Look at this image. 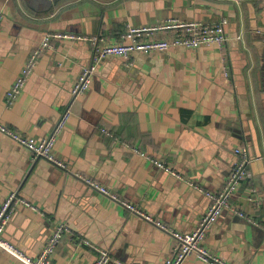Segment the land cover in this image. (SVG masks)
Returning <instances> with one entry per match:
<instances>
[{
  "label": "crops",
  "instance_id": "obj_1",
  "mask_svg": "<svg viewBox=\"0 0 264 264\" xmlns=\"http://www.w3.org/2000/svg\"><path fill=\"white\" fill-rule=\"evenodd\" d=\"M0 10V122L43 138L66 109L72 112L55 152L74 172L34 160L0 133V205L18 192L38 208H17L5 231L8 240L35 257L62 221L71 232L62 237L52 264H93L98 252L84 239L108 249L109 264H166L174 256V238L74 173L98 180L175 229L191 231L209 198L130 147L219 191L237 159L235 149L244 146L250 176L232 203L257 223L225 210L205 242L235 264H264V0H63L48 10L27 0H0ZM168 19L225 21L227 44L107 57L91 88L72 96L93 49L88 40L55 38L56 33L104 36L115 43L130 26ZM48 34L54 48L41 55L23 92L8 106L7 90ZM0 264L25 263L0 248ZM184 264L205 263L190 256Z\"/></svg>",
  "mask_w": 264,
  "mask_h": 264
},
{
  "label": "built area",
  "instance_id": "obj_2",
  "mask_svg": "<svg viewBox=\"0 0 264 264\" xmlns=\"http://www.w3.org/2000/svg\"><path fill=\"white\" fill-rule=\"evenodd\" d=\"M3 20L4 13L0 10V26ZM157 32L170 33L172 36L168 39L158 38L156 37ZM57 37L62 39L88 40L93 49L92 62L89 65L83 66L78 79L72 87L71 94L73 97H77L91 88L93 78L98 71L100 63L107 57L117 56L129 59L134 53L139 52L148 54L151 52H165L175 46L198 48L202 45L218 44L224 47L228 41V35L225 31V21L217 25H208L198 21H181L178 19H168L157 26H130L127 32L122 35V41L115 43L110 42L108 38L104 36L78 37L76 34L59 32L55 34V38ZM53 38L54 37L50 34L46 35L42 42L31 51L19 75L6 92V104L8 106L14 105L19 95L23 92L29 78L34 73L41 55L47 50L54 48ZM225 75L227 77L230 75L227 70L225 71ZM71 114V110L66 109L47 137L38 138L30 136L16 131L1 122L0 133L9 136L17 144L29 150L34 160L44 159L65 171L74 172L70 169L68 163L64 159L58 157L55 152V145L67 127ZM102 131L108 135L113 134L106 128H102ZM130 148L142 156L147 157L158 169L169 172L178 179L198 189L209 198L211 204L202 216L197 227L191 231L175 229L162 220L157 219L152 213L140 205L119 196L118 193L98 180L79 172H75L74 174L90 188L108 196L126 210L144 221L158 226L174 238L176 241L174 256L167 260L166 264H184L186 259L190 256H195L205 264H235L212 252L206 246L205 240L208 232L225 210H230L250 222L257 223L252 217L248 216L243 209L232 203V199L242 186L243 181L250 176L247 167L250 161L247 147L240 146L235 149L234 153L237 155V159L233 163L231 172L224 186L219 191L207 190L199 183L173 169L163 160L152 157L137 147ZM248 200L253 201L254 194L250 195ZM20 205L31 207L35 211L38 210V208L32 205L27 199L21 197L18 192H12L8 195L0 205V248L17 257L25 264H52V256L64 234L71 232L70 228L64 222H59L58 226L49 236L48 242L42 251L35 257L31 256L23 248L5 237L6 228ZM84 242L98 252L97 258L93 264H109L113 261L108 249L95 245L87 239H84ZM118 264L123 263L118 262Z\"/></svg>",
  "mask_w": 264,
  "mask_h": 264
},
{
  "label": "water",
  "instance_id": "obj_3",
  "mask_svg": "<svg viewBox=\"0 0 264 264\" xmlns=\"http://www.w3.org/2000/svg\"><path fill=\"white\" fill-rule=\"evenodd\" d=\"M29 4L35 9H50L53 4L59 0H27Z\"/></svg>",
  "mask_w": 264,
  "mask_h": 264
},
{
  "label": "trees",
  "instance_id": "obj_4",
  "mask_svg": "<svg viewBox=\"0 0 264 264\" xmlns=\"http://www.w3.org/2000/svg\"><path fill=\"white\" fill-rule=\"evenodd\" d=\"M59 1H63V0H59ZM59 1H58V2H59ZM64 1H65V0H64Z\"/></svg>",
  "mask_w": 264,
  "mask_h": 264
}]
</instances>
